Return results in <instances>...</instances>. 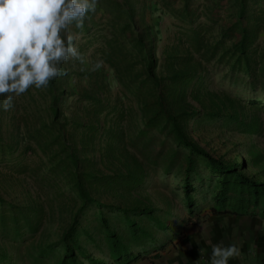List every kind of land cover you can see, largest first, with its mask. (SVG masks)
I'll return each instance as SVG.
<instances>
[{
    "label": "trees",
    "instance_id": "1",
    "mask_svg": "<svg viewBox=\"0 0 264 264\" xmlns=\"http://www.w3.org/2000/svg\"><path fill=\"white\" fill-rule=\"evenodd\" d=\"M236 1L235 19L221 31L217 42H203V32L192 24L187 34L190 42L183 49L180 43L165 48L160 63L155 49L156 35L150 31V26L133 29L136 13L133 2L104 0L106 11L113 16L109 20L112 36L106 42L104 58L114 70L115 78L137 102L142 125L126 140L125 128L121 125L126 115L124 109L112 106L117 122L113 118L100 123L99 112L108 104L89 91L78 95L95 106L87 113L88 117L68 116L59 105V97L64 92V75L44 89L50 97L49 120L26 127V136L48 155L43 177L69 184L75 193V206L56 240L41 239L33 244L32 261L41 264H131L139 258L159 256L173 238L182 235L166 224L168 208L148 205L143 198H136L132 205L102 200L97 195L101 187L122 194L140 189L146 176L143 158L135 152L136 157L130 156L129 152L115 172L96 173L88 168L89 162H80L81 158L73 149L72 142L76 143L78 132L79 143L85 150L94 146L91 141L94 136H103L110 153L113 144L126 141L145 161L161 166L164 175L173 176L177 180L176 193L188 212V219L184 221L188 222L205 205L214 214L264 217V178L246 172L249 161L260 163L264 154L255 151L249 161L225 159L194 138L189 126L190 121L213 123L223 119L226 123L235 121L236 129L243 132L260 131L257 119L247 122L236 114H223L215 92L211 93L204 84V63L214 58L224 64L228 78L241 82L243 90L253 92L244 98L250 106L264 109V47L255 42L260 30H264V15L247 16L246 0ZM181 10L192 23L194 13L189 9V0H184ZM84 27L89 28L86 20ZM227 39H232L230 44L225 43ZM224 95L229 101L243 98ZM1 110L2 107L0 116L3 115ZM14 125L9 139L3 140L0 132V155L5 158L13 157L16 145L21 142L20 126ZM156 132L164 134V138L152 148L150 144L158 137ZM32 147L26 142L24 151ZM82 159L89 160L86 156ZM12 168L21 172V163L15 162ZM64 191L61 189L60 193ZM45 213L38 200L19 203L0 195V232L18 240L26 232L38 231ZM184 221L180 222L181 227ZM159 233L168 236L161 238ZM169 234L172 235L169 237ZM6 259L4 250L0 253L1 263L12 264Z\"/></svg>",
    "mask_w": 264,
    "mask_h": 264
},
{
    "label": "rangeland",
    "instance_id": "2",
    "mask_svg": "<svg viewBox=\"0 0 264 264\" xmlns=\"http://www.w3.org/2000/svg\"><path fill=\"white\" fill-rule=\"evenodd\" d=\"M131 2H133L136 11L133 29H141L146 24L150 26V31L156 35L155 49L160 63L163 61L162 53L165 48H171L174 44L180 43V47L183 49L190 42L187 34L192 24L203 32V42H217L221 31L235 19L234 13L238 10L236 9V0H189V9L194 13L192 15L193 22L190 23V18L186 19L181 13L184 0H131ZM245 4L248 6L247 16L249 14H252V17L254 14L264 15V0H246ZM105 8L104 0H98L96 12L89 13L86 19L89 28L84 27L82 30L78 47L85 57V63L69 61L62 65L66 69V75L62 78L64 92L59 97V105L68 116L80 114L85 119L88 117L87 113L90 109L95 106L89 99L79 98L78 95L84 91L96 93L104 99L105 104H108L99 112L100 123L105 120L111 121L113 118L114 122H117L118 117L115 116L112 106L119 105V108L124 109L126 115L121 119V125L125 128L126 140H128L142 125V118L137 102L115 78L114 70L105 61L103 51L107 48V40L112 36L109 20L113 17ZM119 17L124 16L120 15ZM244 22L246 23V21ZM75 31L80 32L81 30L75 29ZM234 37L232 38L234 39ZM231 40L227 39L225 43L230 44ZM255 42L259 47H264L263 29L260 30ZM97 60H102L103 64L99 69H94ZM204 64L206 66L204 84L211 93L215 92V98L220 103V111L223 114H236L247 122L257 119L260 131L257 133L243 132L236 129L235 121L226 123L223 119H217L213 123L190 121L192 136L213 153L221 155L225 159L245 158L248 160L255 151L264 154V109L250 106L244 99L253 92L248 89L243 90L241 82H234L228 78L227 69L221 61L212 58L205 61ZM47 94L44 89L31 88L27 93L14 99V106L11 109L1 110L3 115L0 116V132L3 140L10 138L9 135L15 128L14 123H17L20 126L21 142L16 145L13 152L14 158L8 156L5 158L0 155V195L19 203L30 199L38 200L46 210L42 225L36 232H26L18 240L0 232V253L5 250L6 260H10L9 262L12 264H41L32 261L31 254L34 256L35 253L33 244L38 243L41 239L56 240L60 236L61 226L68 224L75 206L73 199L75 193L73 189H70L69 184L57 181L55 178L43 177L48 166V155L33 140L28 141L29 137L26 136V127H33L36 124L39 125L42 120H49L50 97ZM224 94H227V97L235 95L243 98H236L230 102ZM215 98L214 101H216ZM2 100L3 97H0V104H2ZM78 133L76 134V143L72 142L73 149L81 158L80 162L83 164L89 162L88 168L96 173L111 174L115 172L118 165L123 160L125 161L129 152L130 156L138 155L143 158L141 160L144 163L146 176L140 189L122 194L109 190L107 187H101L97 195L102 200L132 205L136 202V198H143L148 205L168 208L170 213L167 214L166 224L180 232H185V224L188 225L187 229L191 233L201 231L207 234L215 231L217 227L220 228L221 225L228 224V218L222 219L224 214L211 213L207 205L202 206L199 213L192 215L188 222L184 221L185 218L188 219V212L183 206L180 195L176 193L174 186L177 180L169 174L164 175L161 166H154L145 161V158L136 152L134 147H130L126 141L113 144L114 148L110 153L106 143L102 140L103 136L98 138L94 136L91 139L94 146L85 150L79 143ZM155 134L158 137L155 142L150 144L152 148H156L161 138H164V134L158 132ZM26 142H30L33 147L24 151ZM84 156L89 160L82 159ZM15 162L21 163V172L13 170L12 165ZM249 163L246 172L264 178V172H262L264 159L260 163L250 161ZM61 189L65 190L63 194L60 193ZM181 221H184L182 227ZM171 235L169 234V237ZM159 236L167 238L168 234L159 233ZM177 238L180 237L173 238L171 242ZM1 262L0 260V264H4Z\"/></svg>",
    "mask_w": 264,
    "mask_h": 264
},
{
    "label": "clouds",
    "instance_id": "3",
    "mask_svg": "<svg viewBox=\"0 0 264 264\" xmlns=\"http://www.w3.org/2000/svg\"><path fill=\"white\" fill-rule=\"evenodd\" d=\"M97 4L98 0H0V107L7 111L29 89L47 88L66 75L62 65L69 61L85 63L78 44ZM102 64L97 60L94 69ZM239 254L236 245L221 241L212 247L210 264H228Z\"/></svg>",
    "mask_w": 264,
    "mask_h": 264
},
{
    "label": "crops",
    "instance_id": "4",
    "mask_svg": "<svg viewBox=\"0 0 264 264\" xmlns=\"http://www.w3.org/2000/svg\"><path fill=\"white\" fill-rule=\"evenodd\" d=\"M224 214L227 225L211 233L188 231L174 239L157 257L139 258L131 264H210L213 245L223 241L225 246L234 244L239 256L228 264H264V217L257 215ZM182 229V228H181ZM202 250V255H200Z\"/></svg>",
    "mask_w": 264,
    "mask_h": 264
}]
</instances>
